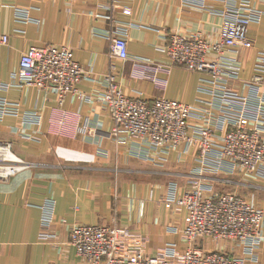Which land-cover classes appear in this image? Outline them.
Returning a JSON list of instances; mask_svg holds the SVG:
<instances>
[{"label":"crops","instance_id":"obj_1","mask_svg":"<svg viewBox=\"0 0 264 264\" xmlns=\"http://www.w3.org/2000/svg\"><path fill=\"white\" fill-rule=\"evenodd\" d=\"M252 4L262 8L256 0ZM223 11L222 0H0V36L8 38L6 45L0 44V98L17 106L23 117L36 114L40 120L30 127L20 117L0 121V143L10 144L13 154L28 164L26 170L0 181V264H86L68 244L69 232L80 225L128 229L146 239L148 255L168 245L184 251L180 234H171L172 229L184 228V213L166 207V197L171 183L184 191L196 153L174 152L164 162L153 154L152 163L138 160L129 146L111 138L112 122L96 99L104 91V78L112 75L125 96H140L149 103L160 98L187 105L210 101L198 92V74L181 68L165 74L142 67L168 64L163 51L174 33L214 40L224 23ZM17 12L26 13L27 20L17 19ZM119 34L127 39L128 61L109 54L107 37ZM249 34L257 44L241 52L243 80L253 75L256 52L264 44V20L251 26ZM30 46L71 50L84 71L76 94L93 99L87 102L69 94L59 106L56 95L45 90L3 88L12 84L20 56ZM146 75L165 87L159 89ZM62 116L71 127L57 134L55 124ZM75 119L81 126L88 124L94 136L73 137ZM207 178L219 193L244 189L246 195L234 193L264 210V180L241 174ZM46 200L54 202V238L49 240L42 238L41 208ZM261 234L264 238V227ZM196 247L242 258L243 248L233 243L218 246L203 240ZM245 264H264V242L256 261Z\"/></svg>","mask_w":264,"mask_h":264},{"label":"built area","instance_id":"obj_2","mask_svg":"<svg viewBox=\"0 0 264 264\" xmlns=\"http://www.w3.org/2000/svg\"><path fill=\"white\" fill-rule=\"evenodd\" d=\"M222 1L225 3L224 23L214 40L174 33L163 51L168 64L140 66L165 74L173 68L198 74L201 77L198 92L208 96L210 101L187 105L160 98L149 103L140 96H125L112 75L104 78V91L96 99L112 122L111 138L129 146L130 154L138 160L152 163L153 154L164 162L174 152L196 153V166L187 189L180 193L177 184L171 183L166 197V207L174 206L184 213V228L171 231V234H180L184 251L177 252L174 246L168 245L158 254L148 255L146 239L128 229L75 226L69 232L68 244L86 264H245L247 260L256 261L258 249L264 242L261 234L264 210L234 192L215 191L207 176L241 174L264 180V44L256 52L253 75L248 80L241 78L240 60L242 50L256 47L249 28L262 24L264 0H256L262 5L261 9L255 8L252 0H241L240 5L231 0ZM16 16L27 20L24 12H17ZM107 38L112 58L130 60L124 34ZM7 41L6 36L0 37V44L6 45ZM83 77V69L73 60L68 48L30 46L20 56L19 71L12 76V84L3 88L45 90L55 94L61 106L69 94L87 102L93 99L76 94V86ZM146 77L159 89L166 85L156 82L152 76ZM6 116L20 117L29 127L40 123L36 114L23 117L17 106L0 98V121ZM61 120L55 124L57 134L71 127L65 116ZM72 130L73 137L94 136L88 124L81 126L79 119L73 122ZM10 150V144H0L1 161L4 162V153ZM27 168L21 160L0 168V181ZM41 210L42 238L49 240L54 238L50 232L54 202L46 200ZM203 240L218 246L237 244L243 248L242 258L197 248V243Z\"/></svg>","mask_w":264,"mask_h":264},{"label":"rangeland","instance_id":"obj_3","mask_svg":"<svg viewBox=\"0 0 264 264\" xmlns=\"http://www.w3.org/2000/svg\"><path fill=\"white\" fill-rule=\"evenodd\" d=\"M1 37V36H0ZM3 45V44H2ZM0 144H5V143H0ZM10 152H11V154L13 155V156H15L14 154H13V152L10 150ZM6 156V155H5ZM4 156V157H5ZM16 157V156H15ZM17 158V157H16ZM18 160H19V158H17ZM24 163V162H23ZM9 165H11V163H9V161H8V159L7 160H4V162L3 161H1V158H0V168H3V167H7V166H9ZM28 165V164H27ZM185 189H187V186L185 187ZM184 189V190H185ZM231 189V188H230ZM230 189H229V191H230ZM228 190V189H227ZM232 190H235L234 192L235 193H237L238 195H246V192L244 191V189H242V188H232ZM243 198V197H242Z\"/></svg>","mask_w":264,"mask_h":264},{"label":"bare ground","instance_id":"obj_4","mask_svg":"<svg viewBox=\"0 0 264 264\" xmlns=\"http://www.w3.org/2000/svg\"><path fill=\"white\" fill-rule=\"evenodd\" d=\"M1 154V153H0ZM6 155V156H5ZM1 156V155H0ZM4 156H5V160H7L8 159V161L10 162V163H18V159L15 157V156H13L10 152H5L4 153Z\"/></svg>","mask_w":264,"mask_h":264}]
</instances>
